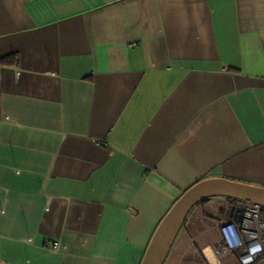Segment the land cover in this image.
<instances>
[{"label":"crops","instance_id":"1","mask_svg":"<svg viewBox=\"0 0 264 264\" xmlns=\"http://www.w3.org/2000/svg\"><path fill=\"white\" fill-rule=\"evenodd\" d=\"M206 179L264 188V0H0V264H141ZM237 204L165 264H206Z\"/></svg>","mask_w":264,"mask_h":264},{"label":"water","instance_id":"2","mask_svg":"<svg viewBox=\"0 0 264 264\" xmlns=\"http://www.w3.org/2000/svg\"><path fill=\"white\" fill-rule=\"evenodd\" d=\"M250 203L264 209V188L225 179H206L187 190L157 228L141 264H165L192 210L211 199Z\"/></svg>","mask_w":264,"mask_h":264},{"label":"built area","instance_id":"3","mask_svg":"<svg viewBox=\"0 0 264 264\" xmlns=\"http://www.w3.org/2000/svg\"><path fill=\"white\" fill-rule=\"evenodd\" d=\"M235 230L236 236L231 240L225 235L228 228ZM220 242L217 246H206L200 250L206 264H225L230 257L237 264H243V259L251 255L249 249L259 245L261 251L253 255L251 264H257L264 258V209L250 203H238L228 219L219 223ZM52 253H58L60 242L47 241L44 245ZM207 250H210L206 252Z\"/></svg>","mask_w":264,"mask_h":264},{"label":"clouds","instance_id":"4","mask_svg":"<svg viewBox=\"0 0 264 264\" xmlns=\"http://www.w3.org/2000/svg\"><path fill=\"white\" fill-rule=\"evenodd\" d=\"M225 235H226V237H228V240H231L233 237L236 236V233H235V230L230 227V228L225 230ZM208 251H210V250L206 249V252H208ZM249 251H250L251 255H249L243 259V264H251V261L253 259V255L255 253L261 251V248L259 245H256V246L250 248Z\"/></svg>","mask_w":264,"mask_h":264},{"label":"trees","instance_id":"5","mask_svg":"<svg viewBox=\"0 0 264 264\" xmlns=\"http://www.w3.org/2000/svg\"><path fill=\"white\" fill-rule=\"evenodd\" d=\"M210 201V200H209ZM209 201H205V202H203V203H201V204H199V205H204V204H206L207 202H209ZM229 201H233V200H229ZM233 202H235V201H233Z\"/></svg>","mask_w":264,"mask_h":264}]
</instances>
